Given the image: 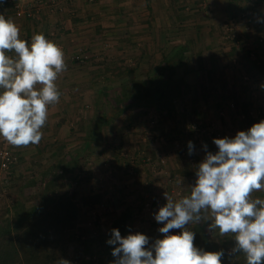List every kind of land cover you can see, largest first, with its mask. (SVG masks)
<instances>
[{
	"label": "rangeland",
	"instance_id": "rangeland-1",
	"mask_svg": "<svg viewBox=\"0 0 264 264\" xmlns=\"http://www.w3.org/2000/svg\"><path fill=\"white\" fill-rule=\"evenodd\" d=\"M148 1L154 7L152 16L155 27L151 33H149L150 29L143 36L133 32L136 28L130 26L129 20L132 18H128L129 23L125 24L128 34L131 33V38L125 39L122 43H114V46L107 47V51L100 50L103 53H98L99 56L108 53V59L104 60L105 65L108 66L107 69L110 72L119 73L117 76H112L111 73L105 76L98 75L97 81L95 79L96 85L91 92L92 96L89 93V101H82L89 107L85 104L82 110L83 113L86 110H92L96 115L103 113L111 123L101 127L99 138L102 142L94 143L93 148L89 147L86 150L88 154L86 152L81 158L82 169L75 168L73 172H67L58 177L54 190L51 191L57 194L65 190L75 192L76 200L81 206V217L72 233L74 238H70L69 232L61 238L54 264H63V261H67L68 264H81V259L88 258L97 250L100 251L101 240L103 247L108 245L111 230L118 228L113 222L120 221V218L125 216L126 207L131 208L134 213L126 217L124 224L119 226L121 236L126 237L137 232L145 234L149 237V245L146 247L150 249L155 240L162 239L164 235L158 231L163 224L158 223L154 215L167 203L165 194L170 195L174 201L190 195L191 187L195 185L197 179V166L206 156L204 146L207 145V152L215 154L218 151L213 143L215 138H234L238 131H247L253 124L264 120V84L262 85L261 80H264V75L243 78L245 82L249 80L251 85L249 91L251 102H248L242 95L240 100L236 95L232 98L229 93L231 90L229 83L235 82L237 85L238 80L240 82L243 80L235 78V75L229 72L230 70L228 74L225 70L218 74L221 72L219 71L216 79L221 86L219 95L224 96L222 108L213 105V99H216V96L212 99L213 94L210 92H205L208 98L207 105L201 104L204 99L201 102L200 97L204 93V88L208 86L207 79L212 78V75L208 68L205 71L200 69L202 59H190V55L194 54L198 45L193 46L186 33L191 34L201 27L203 29L204 20L210 21L213 11H210L208 7L206 13L205 10H193L192 1L186 4L188 8H185L180 0ZM126 2L130 6L136 4L138 0H126ZM235 2L237 5L249 4L248 6L256 7L252 6V0H235ZM166 3L169 5L167 6ZM207 5H210L209 1ZM175 7L178 10L173 12L172 9ZM250 9L249 7L246 11H240L222 22L220 33L223 36L222 42L229 44L227 46L240 48L243 51L247 49V44L242 42V36H246L253 30L252 25L255 24L257 11L256 8L253 11ZM142 18L146 20L145 16ZM201 20H203L202 24L198 23ZM194 21L198 23V26L192 31L186 23ZM184 30L187 32L183 33ZM133 33H137V36ZM249 36H251L250 33ZM133 38H137L136 41ZM222 42L218 45H210L211 49L208 50L219 51L223 45ZM184 45L188 47L185 50L187 64L191 62L192 65L188 67L193 69L189 71L186 66L177 68V75L184 76V84L182 95L177 102L179 110L176 118L164 119L159 111L140 104L122 111L121 108L126 104L123 96L126 89L134 87L136 82L145 79L149 70L160 63L165 51L169 52L172 48L178 49ZM80 50H78L80 52L73 51L72 58L85 54L83 49ZM90 59L89 57V61ZM215 62L218 61L215 60ZM79 63H85V61ZM124 67L136 69L126 71ZM256 82L257 86L260 83L262 86L257 87ZM226 86L228 88H224ZM90 104L93 106L90 107ZM251 117L257 122H252ZM68 119L63 120L64 128L68 132L74 128L75 131L85 132L87 126L90 128L97 125V122L92 124L93 120L90 119L84 122L82 119L76 120L74 116H68ZM51 125L55 128V124ZM189 141L193 144L191 155L187 152ZM46 142L48 146H45L42 151L37 152L35 145H29L27 150L30 152L25 153L23 149H19L21 147H14L3 138L0 139V148L8 146L17 155L16 162L8 170L0 168V218L8 214V209L18 199H22L27 205L39 202L41 199L39 189L30 183L33 178L54 168L60 160L68 159L85 148L81 138L68 140V143H65L67 148L52 147L49 146L50 141L46 139ZM119 144H123L121 150L117 149ZM263 195L264 191L253 193L254 198H262ZM201 223L205 225V234L225 252L223 260L230 258V250L236 243L232 234L220 236L218 230L209 231L211 221ZM193 226L186 227L192 231ZM180 232L179 229H173L170 234H180ZM113 247L110 245L107 248L106 255L102 256L97 264H113L116 259L112 256ZM240 255L236 254L230 263L234 264L241 259L237 257ZM243 261H240V264L245 263L246 259Z\"/></svg>",
	"mask_w": 264,
	"mask_h": 264
},
{
	"label": "clouds",
	"instance_id": "clouds-1",
	"mask_svg": "<svg viewBox=\"0 0 264 264\" xmlns=\"http://www.w3.org/2000/svg\"><path fill=\"white\" fill-rule=\"evenodd\" d=\"M67 70L63 49L34 34L31 43L20 38V28L0 14V137L14 147L38 145L48 119V106L59 103L56 80ZM218 151L207 152L196 171L190 195L167 203L154 215L163 224L162 239L149 245L142 233L122 237L111 230L113 264H221L223 250L204 251L194 245L187 225L211 221L209 231L232 234L230 255L242 253L246 264H264V120L234 138H215ZM189 154L193 144L188 142ZM179 229L180 234H170ZM118 245V246H117ZM154 253V255H153ZM63 264H68L63 261Z\"/></svg>",
	"mask_w": 264,
	"mask_h": 264
},
{
	"label": "crops",
	"instance_id": "crops-1",
	"mask_svg": "<svg viewBox=\"0 0 264 264\" xmlns=\"http://www.w3.org/2000/svg\"><path fill=\"white\" fill-rule=\"evenodd\" d=\"M190 1H192L193 10H205L204 12L206 13L208 7L210 11H213L210 21L206 22L205 19L204 25L202 24L203 20L198 22L202 24L203 29L201 27L191 34H187V31L184 30L183 33H186L189 42L193 43V46L195 44L196 46L198 45V49L195 50L193 55H190V59H202L203 62L200 61V69L205 71L208 68L212 75V78L207 79L206 84L208 86L204 88V93L200 97L201 102L204 99L201 104L207 105L208 98L205 92H210L213 94L211 96L212 99L216 96V99H213V105L219 108L221 103L220 108H222L224 96L219 95L221 86L216 79V74L219 71L221 72L218 74L223 73V70L228 74L230 70L229 72L234 74L235 78H241L242 80L243 78L249 79V76L254 78V75L259 77L264 75V0H252V6H256L257 10L254 19L255 24L252 25V34L249 32L251 36H249V33L246 36H242V42L247 44V49H244V51L240 50V48L227 46L229 44L225 41L222 42L223 36L220 33V31L222 32L220 27L222 22L229 17L237 15L240 11H246L249 7L253 11L254 7L248 6L249 4L246 6L243 4L237 5L235 0H180L185 8H188L186 4ZM208 1L209 6L207 5ZM17 3H20L23 9L26 10L24 16L16 14ZM156 4L158 5V3ZM166 5L168 6L169 4L166 3ZM185 8L182 9L184 10ZM176 10H178L176 7L172 9L173 12ZM153 11L154 7L148 0H143V2L138 0L136 4H131L130 6L127 5L126 0H36L34 3L31 0H0V14H3L6 18H11L16 23L20 28L21 39L28 41L30 44L31 37L34 34L43 33L47 39L54 41L63 49L65 56L67 70L59 74L56 80L57 87L61 93L60 100L59 103L48 106V119L46 125L41 129L43 137L40 143L35 145L38 149L37 152L48 146L46 139L50 141L49 146L65 147L68 140L81 138L82 142L85 143V148L76 154H83L84 150L89 147L93 148L95 141L89 142L87 139L92 136L91 130H93L94 126H90V128L87 126L85 132L75 131V128L68 132L64 128L63 120H67L68 116H74L76 120L82 119L83 122L86 119L93 120V124L99 118L105 116L103 113L96 115L92 110H86L83 113L82 110V107L86 104H83L82 101H89V93L92 96L91 92L98 79L96 77L100 74L105 76V74L110 75L111 73L107 69L108 66L104 63V60L108 59V53L102 56H99L98 53H103L100 50L107 51V47L114 46V43H122L125 39L131 38V33L129 35L126 30V24L129 23L127 21L128 18H132L129 20L131 22L130 26L136 28L133 32L143 36L150 29L149 33H151L153 27H155L153 24ZM142 16H145L146 20ZM198 23L194 21L188 22L186 25L194 31ZM135 39L137 38H133L134 41H136ZM221 42L223 45L221 44L222 47L220 46L219 51L208 50L210 45H218ZM208 44L209 46H207ZM184 47L185 49L188 48L185 45ZM80 49H83L84 53L88 55L85 63H79L81 61L78 62V60L75 61L72 58L73 51ZM89 57L91 58L90 61ZM212 59L213 61H211ZM215 60L218 62H215ZM210 61L214 65H210ZM190 65L191 62L189 63ZM196 66L195 68L198 67ZM191 68L193 69V67ZM261 80L263 85L264 80ZM99 81L101 82V78H99ZM248 81L245 82L243 80V82H240L238 80L239 83L237 82V85L235 82L229 83L231 97L233 98L236 95L241 100L240 95H242L248 102H251V94L249 92L251 85ZM260 84L257 86V82L255 83L257 87H261L262 85ZM224 88H228V86ZM86 106L89 107L88 104ZM91 106L93 104H90ZM52 123L55 124V128L51 125ZM50 128L54 129L50 130ZM2 138L0 137V139ZM29 147H21L19 149H23L27 153L30 152V150H27ZM262 198H264V195Z\"/></svg>",
	"mask_w": 264,
	"mask_h": 264
},
{
	"label": "trees",
	"instance_id": "trees-1",
	"mask_svg": "<svg viewBox=\"0 0 264 264\" xmlns=\"http://www.w3.org/2000/svg\"><path fill=\"white\" fill-rule=\"evenodd\" d=\"M185 50V47L181 46L178 49L172 48L169 52L165 51L160 63L149 70L147 77L136 82L134 87L126 89L123 93L126 104L121 108L122 111L140 104L159 111L164 119L176 118L179 110L177 102L182 95L184 84V76L177 75V68L186 66L187 70L191 71L186 61ZM131 69L136 68L127 67L126 71ZM118 73L114 71L111 72V75L117 76ZM250 119L252 122H257L253 117ZM96 122L97 125L91 130L93 137L89 136L87 140L89 142L95 141L98 144L102 142V139L99 138L101 127L111 123V121L105 115ZM122 146L123 144H119L117 149L121 150ZM187 152L189 153V150ZM85 154L86 150L83 154L71 155L68 159L60 160L54 168L52 167L35 176L30 183L39 189L41 194L39 202L27 205L22 199H18L8 209V214L4 218H0V264L55 263L61 238L68 232L71 234L69 235L70 238H74L72 233L81 217V206L76 200L75 192L65 190L57 194L51 193V191L54 190L58 177L67 172H73L75 168L82 169L81 158ZM123 159L125 158L123 157ZM133 213L131 208L126 207L125 216H122L120 221H114V226H118L117 229H119V226L124 224L126 217H130ZM204 226L201 222L193 226L194 245L204 251H221V246L205 234ZM102 244L103 241L101 240L99 243L100 251L97 250L91 253L88 258L81 259V264L99 263L110 246L108 244L103 247ZM237 254H241L237 256L241 259L234 264H240V261L246 259L242 253ZM235 257L236 254L225 260L222 257L221 264H231L230 261L232 262ZM243 264H246V261Z\"/></svg>",
	"mask_w": 264,
	"mask_h": 264
},
{
	"label": "built area",
	"instance_id": "built-area-1",
	"mask_svg": "<svg viewBox=\"0 0 264 264\" xmlns=\"http://www.w3.org/2000/svg\"><path fill=\"white\" fill-rule=\"evenodd\" d=\"M34 1V0H31ZM16 14L18 16H24L26 13V10L23 9L22 5L20 3L16 4ZM88 58V55L85 54H79L77 56H74V60L79 61H85ZM17 160V155L12 151V149L8 146H4L0 148V168L3 170H8Z\"/></svg>",
	"mask_w": 264,
	"mask_h": 264
}]
</instances>
